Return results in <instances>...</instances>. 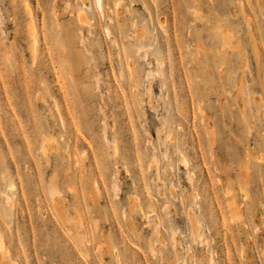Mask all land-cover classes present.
Returning a JSON list of instances; mask_svg holds the SVG:
<instances>
[{
    "label": "rangeland",
    "instance_id": "obj_1",
    "mask_svg": "<svg viewBox=\"0 0 264 264\" xmlns=\"http://www.w3.org/2000/svg\"><path fill=\"white\" fill-rule=\"evenodd\" d=\"M260 158L264 0H0V264H264Z\"/></svg>",
    "mask_w": 264,
    "mask_h": 264
},
{
    "label": "bare ground",
    "instance_id": "obj_2",
    "mask_svg": "<svg viewBox=\"0 0 264 264\" xmlns=\"http://www.w3.org/2000/svg\"><path fill=\"white\" fill-rule=\"evenodd\" d=\"M85 3V2H84ZM97 4H98V8H99V10H102V0H97ZM27 5V4H26ZM96 5V4H95ZM120 6V5H119ZM82 15V14H81ZM80 15V16H81ZM28 16H29V18H30V20L32 21L31 23H33V20H32V15H31V13H30V11L28 10ZM81 18H82V16H81ZM82 20H83V18H82ZM248 25V24H247ZM249 26V25H248ZM30 30H32V29H30ZM33 32V31H32ZM36 34V33H35ZM35 34H33V35H35ZM249 35V37H250V41H251V43L253 44V38L251 37V35L250 34H248ZM223 37H224V39H225V41L227 40L226 38H227V35H226V32L224 31L223 32V35H222ZM34 37V36H33ZM229 37V36H228ZM33 42H34V40H32ZM36 42V41H35ZM226 43V42H225ZM35 44V43H34ZM34 48H35V45H34ZM239 89H240V86H239ZM259 101V100H258ZM242 106V105H241ZM239 109H241L240 107H239ZM243 109V108H242ZM244 110V109H243ZM240 111V110H239ZM241 113L243 112L242 110L240 111ZM240 113V114H241ZM242 115H244L243 113H242ZM249 130H250V128H249ZM206 131H207V134L209 135V137H211V132H210V130H209V126L208 125H206ZM212 139V138H211ZM211 143H212V140H211ZM244 146V145H243ZM243 148V147H242ZM242 150V149H241ZM252 151V150H251ZM248 154H249V151L248 150H246L245 149V156H244V159H243V167L240 169V176H241V183H243V182H247L248 180H249V177H250V175H249V170H248V167H247V161H248ZM251 154H252V152H251ZM254 155V154H253ZM251 156V155H250ZM256 157V156H255ZM250 159H255L254 157L252 158H250ZM259 160H262L263 162H264V158H260ZM259 160H257L258 162H259ZM154 161V160H153ZM259 163H262V162H259ZM242 166V165H241ZM114 184H115V182H114ZM244 189V188H243ZM246 191V190H245ZM246 193V192H245ZM248 195V194H247ZM246 195V196H247ZM54 197H55V195H54ZM228 206H229V208H228V210L234 215V217H235V213L237 212L236 210V207H235V205H234V202H233V200L234 199H232L233 198V195H229L228 196ZM54 199V198H53ZM227 205V204H226ZM166 207V206H165ZM62 209V208H61ZM167 209V208H166ZM63 211V210H62ZM64 214H66V213H64ZM145 216H146V213L144 214ZM237 216V215H236ZM239 216V215H238ZM237 216V217H238ZM62 217H64V215L62 216ZM125 219V218H124ZM128 219V218H127ZM236 219V218H235ZM64 220L66 221V218H64ZM192 220V219H191ZM67 221H68V219H67ZM235 221V220H234ZM125 222H127V220L125 221ZM68 223V222H67ZM148 224V223H147ZM192 225V224H191ZM193 234V233H192ZM77 237V236H76ZM194 238V237H193ZM79 239V238H78ZM1 243V242H0ZM4 249H3V247L0 245V253L1 254H3L4 252ZM3 256H5V255H3ZM5 258V257H4ZM4 260V259H3ZM1 264H5V262L4 261H2L1 262Z\"/></svg>",
    "mask_w": 264,
    "mask_h": 264
}]
</instances>
